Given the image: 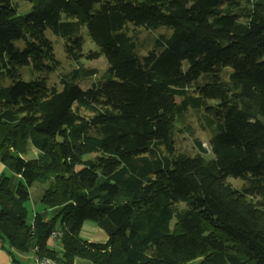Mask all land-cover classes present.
I'll return each instance as SVG.
<instances>
[{
    "label": "trees",
    "instance_id": "obj_1",
    "mask_svg": "<svg viewBox=\"0 0 264 264\" xmlns=\"http://www.w3.org/2000/svg\"><path fill=\"white\" fill-rule=\"evenodd\" d=\"M16 1L0 0V79L10 61L38 75L0 84V163L20 177L14 190L0 177L10 248L57 264H264V0H20L25 13ZM83 27L102 76L84 89L97 72L77 67L48 85L46 31L78 60ZM160 27L171 34L139 41ZM190 113L209 138L189 131L194 151L178 152ZM38 182L58 212L30 222ZM85 222L107 241L82 240Z\"/></svg>",
    "mask_w": 264,
    "mask_h": 264
},
{
    "label": "rangeland",
    "instance_id": "obj_2",
    "mask_svg": "<svg viewBox=\"0 0 264 264\" xmlns=\"http://www.w3.org/2000/svg\"><path fill=\"white\" fill-rule=\"evenodd\" d=\"M16 3L18 4L19 9L21 10L20 13H25L29 11L31 7L30 3L22 2L20 0H17ZM158 29H162L163 31H152V30L147 31V30L138 29L137 33L139 34V41L145 43V41L147 42L148 40H152V38L156 36L158 32L161 33L168 32V35L171 34L172 32L171 29L166 27H160ZM46 37L53 45L52 56L54 60L52 64V71L50 73L44 72L41 75L42 77L46 78L48 85H53L60 88V82L62 76H65V74H67L69 71L73 69H76L77 67H83L84 69L94 70L95 72H97V75L95 77L88 78L81 82L80 87L84 89L88 88L91 85V83H93L95 80H97L102 76L105 68L107 67L106 60L104 57L99 55V48L92 42L85 27L81 29L83 49L81 51V56L79 57L78 60L73 59L71 51L65 50L64 40L60 35H56L51 30L48 29L46 31ZM146 49H147L146 47L143 48L142 52H146L145 51ZM7 66L8 67L5 71L4 77L0 79V84L4 86L13 84L18 80L29 82L34 80L38 75V73L35 72L30 65L22 66L16 63L15 61H10L8 62ZM189 84L191 85V83ZM202 118H203L202 113L198 115L190 113V115L187 117L186 120L188 126L179 127L178 137L175 144V147L178 152L191 153L194 151L193 141L188 135L189 131H193L194 135L199 136V138L204 142V146H206L207 140L209 138V132L202 128V126L204 125ZM27 150L28 152H27V156L25 155V159H32L37 156V151L31 147L30 143H28L27 145ZM3 174L9 176V172L7 170L5 171V173H2L1 176ZM10 180L13 181L11 177ZM230 182L232 185L236 187H240L241 185L240 180H230ZM30 194L31 197L26 204L29 221L33 218L36 212L41 213V211L45 208L44 205L43 204L40 205L39 202H38L39 204L37 203V208H36V204L32 199V192L29 193V195ZM254 199L256 200L258 198H254ZM52 210L54 216L58 212V209H52ZM49 215H52L51 212L49 213ZM195 263L196 262H193L191 264H195Z\"/></svg>",
    "mask_w": 264,
    "mask_h": 264
},
{
    "label": "crops",
    "instance_id": "obj_3",
    "mask_svg": "<svg viewBox=\"0 0 264 264\" xmlns=\"http://www.w3.org/2000/svg\"><path fill=\"white\" fill-rule=\"evenodd\" d=\"M256 1L257 0H251V2L253 3ZM5 171L6 169L4 165L0 163V177L2 173H5ZM10 175L11 174L9 173V177H11L13 181L10 180L9 185H10V188L14 190L20 181V177L15 176V175L13 176L12 175L10 176ZM29 190H30L29 193L32 192V199L34 203L36 204V208H37L38 202L40 203V205L42 204L41 199H42V196L45 190V184L41 182L35 183L29 188ZM30 197H31V194L29 195V199ZM43 212L47 213L48 215L47 218H51L53 216V210L48 211L44 208L41 211V213ZM50 212L52 215H49ZM89 224L94 225L96 228ZM102 231L103 230L100 229L96 224L92 222H85L80 232V238L90 243L103 244L107 241L108 237L106 233ZM58 244L59 242L54 239H49L48 241V246L50 248H56L57 250H61L60 244L59 245ZM195 262L198 263L197 261ZM0 264H35V254L32 251L24 253V252H19V251L11 249L10 246L8 245L7 240L4 237H1L0 235ZM73 264H91V263L89 261L77 259L74 261Z\"/></svg>",
    "mask_w": 264,
    "mask_h": 264
},
{
    "label": "built area",
    "instance_id": "obj_4",
    "mask_svg": "<svg viewBox=\"0 0 264 264\" xmlns=\"http://www.w3.org/2000/svg\"><path fill=\"white\" fill-rule=\"evenodd\" d=\"M57 235H58L57 233L52 234L51 239L55 240ZM35 264H57V263L50 259L35 257Z\"/></svg>",
    "mask_w": 264,
    "mask_h": 264
}]
</instances>
